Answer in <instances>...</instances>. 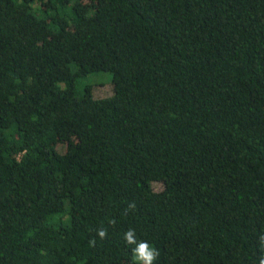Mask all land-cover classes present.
<instances>
[{
    "label": "trees",
    "instance_id": "16d2710c",
    "mask_svg": "<svg viewBox=\"0 0 264 264\" xmlns=\"http://www.w3.org/2000/svg\"><path fill=\"white\" fill-rule=\"evenodd\" d=\"M129 229L264 258V0H0V264H134Z\"/></svg>",
    "mask_w": 264,
    "mask_h": 264
},
{
    "label": "clouds",
    "instance_id": "9594fccd",
    "mask_svg": "<svg viewBox=\"0 0 264 264\" xmlns=\"http://www.w3.org/2000/svg\"><path fill=\"white\" fill-rule=\"evenodd\" d=\"M110 223H114V221H110ZM97 236L99 239L103 240L107 237V230L106 229H98ZM136 233L134 229H129L125 235L124 239L128 245H135L132 249L133 251V261L134 264H154L159 256V251L144 241H137ZM261 243H264V235L260 237ZM95 243V240L92 241ZM260 264H264V258L260 260Z\"/></svg>",
    "mask_w": 264,
    "mask_h": 264
},
{
    "label": "rangeland",
    "instance_id": "374dc122",
    "mask_svg": "<svg viewBox=\"0 0 264 264\" xmlns=\"http://www.w3.org/2000/svg\"><path fill=\"white\" fill-rule=\"evenodd\" d=\"M110 79V74L104 71H93L86 73L83 76H76L73 82V90L76 94L82 92L83 85L94 82H107ZM60 88L64 87V83L59 84Z\"/></svg>",
    "mask_w": 264,
    "mask_h": 264
}]
</instances>
